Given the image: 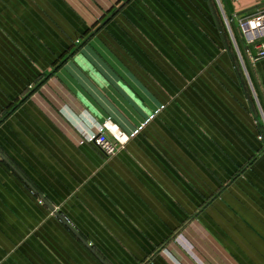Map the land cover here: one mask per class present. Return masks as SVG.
<instances>
[{"label":"crops","instance_id":"0c3cea01","mask_svg":"<svg viewBox=\"0 0 264 264\" xmlns=\"http://www.w3.org/2000/svg\"><path fill=\"white\" fill-rule=\"evenodd\" d=\"M91 1L0 0V264H264V0Z\"/></svg>","mask_w":264,"mask_h":264},{"label":"built area","instance_id":"2783aa9c","mask_svg":"<svg viewBox=\"0 0 264 264\" xmlns=\"http://www.w3.org/2000/svg\"><path fill=\"white\" fill-rule=\"evenodd\" d=\"M218 1L220 2V0ZM229 1L230 3L235 4L238 0ZM232 16L234 21L236 16L238 17L236 27L241 35H243L245 45L253 46L257 51L256 58L251 57V59L255 60L264 58V10L252 15L239 16L237 14H233ZM226 22L232 36L233 44L243 61L241 49L239 48L240 45L234 38L229 21L227 20ZM109 122L113 123L111 120L101 123L97 132L89 137V140L106 155L111 156L117 154L119 150L123 149L130 140V137L137 134L140 129H136L132 134H129L123 131L118 124L114 123V128L110 127Z\"/></svg>","mask_w":264,"mask_h":264},{"label":"rangeland","instance_id":"374dc122","mask_svg":"<svg viewBox=\"0 0 264 264\" xmlns=\"http://www.w3.org/2000/svg\"><path fill=\"white\" fill-rule=\"evenodd\" d=\"M109 2L113 4V3H114V0H92V1H91V4H94V3H95V6H96V7H99V6H97V5L100 4L101 6L105 7V9H107V8H108L107 5L109 4ZM223 3H224V5H225V7H226V10H227L228 8H227V6H226V5H227L226 0H223ZM237 3H238V2H236L235 4L237 5ZM117 11H118V9L114 10V11L109 15V17L112 16L113 14H115ZM97 20H99V21H96V22L91 26V31H90L89 35L86 36V37L84 38V41L81 40V39H79V42H77V45H78L79 48H81L83 45H85L88 41H90V46L94 48V45H93V42H92V41L95 39V37H96V33L98 32V29L100 28V27H99L100 19L97 18ZM236 20H237V19H236ZM101 25H102V24H101ZM63 64H64V62H62L61 64H59V66L57 67V69L60 68ZM262 114H263V113H261V116H263V119H264V115H262ZM259 116H260V114H259ZM261 138H262V140H264V134H263V136H261ZM217 251H218V250H217ZM221 253H222V252H219V251H218V255H217V256H219L221 259H224V258H223L224 255H222ZM201 256H202V258H205L203 255H201ZM202 264H212V263L209 262V261H206V262H204V263H202Z\"/></svg>","mask_w":264,"mask_h":264},{"label":"water","instance_id":"95a60500","mask_svg":"<svg viewBox=\"0 0 264 264\" xmlns=\"http://www.w3.org/2000/svg\"><path fill=\"white\" fill-rule=\"evenodd\" d=\"M0 157H2L3 158V155H2V153L0 152ZM62 220L69 226V227H71V228H73L72 227V225L68 222V221H66V219L64 218V217H62ZM86 245H87V247H89V249L104 263V264H108L99 254H97V252L92 248V246L87 242V241H84V239H81Z\"/></svg>","mask_w":264,"mask_h":264},{"label":"trees","instance_id":"16d2710c","mask_svg":"<svg viewBox=\"0 0 264 264\" xmlns=\"http://www.w3.org/2000/svg\"><path fill=\"white\" fill-rule=\"evenodd\" d=\"M235 62H236V59H235ZM237 63V62H236ZM238 64V63H237ZM239 66V65H238ZM240 68V67H239ZM47 79H48V77H46V79H43L36 87H35V89L33 90V92H35V91H37V90H39L40 89V87L43 85V84H45V82L47 81ZM0 122H1V120H0Z\"/></svg>","mask_w":264,"mask_h":264},{"label":"bare ground","instance_id":"6f19581e","mask_svg":"<svg viewBox=\"0 0 264 264\" xmlns=\"http://www.w3.org/2000/svg\"><path fill=\"white\" fill-rule=\"evenodd\" d=\"M109 125H110V127H113L114 126V124L113 123H111V122H109ZM114 128V127H113Z\"/></svg>","mask_w":264,"mask_h":264}]
</instances>
